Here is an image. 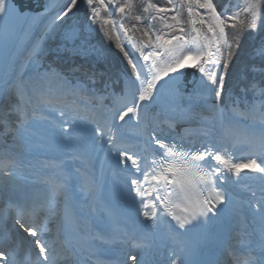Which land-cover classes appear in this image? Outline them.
<instances>
[{
	"label": "snow or ice",
	"instance_id": "obj_1",
	"mask_svg": "<svg viewBox=\"0 0 264 264\" xmlns=\"http://www.w3.org/2000/svg\"><path fill=\"white\" fill-rule=\"evenodd\" d=\"M80 13L87 30L103 33L126 61V86L118 95L99 97L55 70L39 72L43 41ZM45 19L28 56L35 76L25 81L17 73L0 87V184L19 173L20 150L40 120L53 137L71 146L70 160L86 164V155L96 152L106 160L115 158L112 175L119 177L124 201L141 225L154 230L167 221L175 232L210 237L222 208L233 200V189L244 182L245 203L260 227L245 232L242 254L230 249V264H264V88L258 90L259 104L226 90L241 38L264 29V0H50L34 16L25 14L19 0H0V63H11L24 25ZM188 70L196 76L190 86L184 79ZM105 99L112 103L106 105ZM157 105L160 111L153 113ZM169 110L189 115L192 119L184 121L189 127L176 133L178 121L166 114ZM129 122L137 127L135 136L126 131ZM77 171L83 191L95 201L100 182L90 179L87 170ZM69 179L48 178L43 200L7 204L3 212L11 215L13 230L0 229V264H91L100 252L97 243L123 244L126 251L96 264H153L155 241L136 236L127 224L114 222L75 243L66 237ZM73 226L82 231L75 218ZM168 260L199 264L187 245L173 248Z\"/></svg>",
	"mask_w": 264,
	"mask_h": 264
},
{
	"label": "bare ground",
	"instance_id": "obj_2",
	"mask_svg": "<svg viewBox=\"0 0 264 264\" xmlns=\"http://www.w3.org/2000/svg\"><path fill=\"white\" fill-rule=\"evenodd\" d=\"M35 1L37 0H34L32 3ZM49 2L50 0H43L42 7L38 10L23 7L25 14L28 16L41 14L44 11L45 5ZM52 2L62 3V0H52ZM47 23L48 20L45 19L36 24L24 25L25 30L20 32L16 42L17 46L12 50L11 63L5 65L3 69L2 76L0 78V87H3L4 78H12L17 73L20 74L25 81H28L29 77H32L29 72L26 71V68L29 65L28 56L32 50V46L40 40L41 34ZM195 78V74L191 70H188L187 75L184 78L185 83L190 86ZM151 111L153 113L160 111V106H154ZM169 112L170 110L166 114L168 115ZM45 115H47V113ZM55 115V113H52V116ZM182 117L183 122L192 119L185 113H183ZM184 125L186 128L189 127L188 123H184ZM191 126L195 127L196 125L193 123ZM125 127L129 136H135L137 134L138 130L134 122H129ZM256 130L259 131L260 129L256 127ZM33 131L34 134H37L40 137V139L34 137L30 140V144L31 146L38 147V149L34 150V152H36L39 157L35 158L31 156L30 151L25 153L21 150V154H23L21 155L23 163L19 173L12 179L11 183L3 184V187L0 189V195L4 199V202H0V229L13 230V220L11 215L3 212L10 201L14 202L16 200H20L22 202L25 198L43 200L48 196L49 186L45 182L46 178H43V176L48 172L50 173L51 178L58 175L68 176L70 178L67 186L66 202L74 201L76 199V194L79 192L82 193V197L77 200L76 206L78 207V219L80 224L87 230L88 218L96 212L100 201L99 195L104 185L111 184L113 179L119 180V177H114L112 175L115 168V158L106 160L103 152H96L87 154L85 157L86 164H82L79 160L73 161L69 159L71 146L66 145L64 142H61L53 137L48 124L45 123L44 126L33 129ZM46 158H48L49 162L55 164L63 162L62 166L59 168L50 167L49 163H45ZM61 158H64V160L59 162V159ZM78 169L80 172L87 170V174L90 179L100 182V188L96 193L95 201H93V198L90 195H87L83 191L79 173L77 171ZM52 172H54V174H52ZM102 174L103 179L101 180ZM243 183L244 182H242L240 186L233 189V196L249 197V193L243 187ZM248 183L251 184L252 182L248 181ZM253 187H255L254 184ZM63 205L64 204L62 203L60 209ZM235 217L236 214L230 205L222 208L219 216V218L223 219L224 222H234L236 219ZM127 226L129 231L134 233L136 236L144 238L148 241L154 240L155 244L160 242V240L169 233L170 229L167 221L161 223L159 228L155 230L146 225H141L136 217L135 210L133 211ZM237 247L244 250L242 244H237Z\"/></svg>",
	"mask_w": 264,
	"mask_h": 264
},
{
	"label": "trees",
	"instance_id": "obj_3",
	"mask_svg": "<svg viewBox=\"0 0 264 264\" xmlns=\"http://www.w3.org/2000/svg\"><path fill=\"white\" fill-rule=\"evenodd\" d=\"M216 2L223 4L224 0H216ZM73 22H77V25L82 29L86 28L88 24L83 13H80L68 18L62 29L70 26ZM61 34L62 30L58 29L48 41L55 46H60ZM80 39L85 41L86 34H82ZM89 41V45L100 47V51L105 56L98 58L92 53L90 57H82L68 50L59 52L60 48H57V53L49 52L44 57L43 64L55 67L70 80H83L100 92L107 88L106 84H110L114 89H120L123 80L122 73L126 72V61L119 50L115 48L114 42H110L99 31H94ZM253 85L256 86L255 90ZM260 88H264V29L244 34L226 77L227 93L230 92L231 96L241 101L248 102L253 96L259 95ZM106 95L109 96L108 93Z\"/></svg>",
	"mask_w": 264,
	"mask_h": 264
},
{
	"label": "rangeland",
	"instance_id": "obj_4",
	"mask_svg": "<svg viewBox=\"0 0 264 264\" xmlns=\"http://www.w3.org/2000/svg\"><path fill=\"white\" fill-rule=\"evenodd\" d=\"M78 15V14H76ZM76 15H72L71 17H74ZM68 19V18H67ZM65 19L63 21V23L59 24L58 27H57V30L60 29L62 30V34H61V42L59 43L60 46H55L53 45V43H51L49 40L50 37H52L54 35V33L47 37L44 41H43V48L45 49V54L44 56L41 58V61H40V68H39V72H44V71H47V70H55L56 72L60 73L55 67L53 66H45L43 64L44 62V57L49 53V52H54V53H57L58 49L57 48H60V51L59 52H65V50H68L69 52L73 53V54H79L80 56L82 57H85V56H88L90 57V55L93 53L96 55V57H102L104 55V53H102L101 48L100 47H94L93 45H89L88 43L90 42V38H91V35L93 34L94 31L92 32H89L87 30V27L86 28H80L78 25H77V22L76 23H72L70 26L62 29V26L63 24L65 23V21L67 20ZM56 30V32H57ZM82 34H86V39L85 41H82L80 38L82 36ZM69 45H68V44ZM105 56V55H104ZM26 71L29 72V74L33 77L35 76L36 74V69L33 67L32 64L29 63V65L27 66L26 68ZM123 74V80H122V87L120 89H114L110 86V84H106L107 88L103 89V92H99L96 93L97 96L99 97H107V93L108 94H112V93H115V94H120L122 92V90L125 88V73H122ZM63 75V74H62ZM65 76V75H63ZM67 78V77H66ZM68 80V79H67ZM79 83V82H78ZM72 84V83H71ZM73 84H77V83H73ZM81 84V83H79ZM83 85V84H82ZM90 90H93L92 87L88 88ZM248 100V99H246ZM15 99H13V103H15ZM249 103H252V102H255L257 104L260 103V97L259 95H256V96H253L251 100H248ZM104 103L106 105H110L112 103L111 99H105L104 100ZM37 122H35L34 124V129H37L39 128L40 126H44L45 125V122L43 121H40V120H36ZM257 127L260 129V125L259 123L256 124ZM37 138V139H40V137L37 135V134H34L30 137L27 145L25 148L21 149L22 151H24L25 153L27 151H31V150H36L38 149V147L36 146H31L30 144V140H32V138ZM8 142L10 143V139L8 140ZM20 150V152H21ZM23 155V154H21ZM17 176V175H16ZM14 178V177H13ZM11 183V182H9ZM0 189L3 187V184H0ZM0 202L2 203V198L0 199Z\"/></svg>",
	"mask_w": 264,
	"mask_h": 264
},
{
	"label": "water",
	"instance_id": "obj_5",
	"mask_svg": "<svg viewBox=\"0 0 264 264\" xmlns=\"http://www.w3.org/2000/svg\"><path fill=\"white\" fill-rule=\"evenodd\" d=\"M34 0H19L20 5L22 7H28L32 8L34 10H38L42 7L43 0H37L34 3H32Z\"/></svg>",
	"mask_w": 264,
	"mask_h": 264
}]
</instances>
